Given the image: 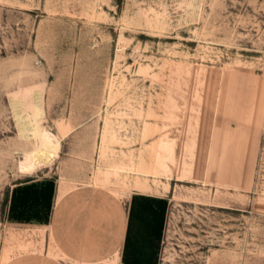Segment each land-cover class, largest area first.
Masks as SVG:
<instances>
[{
  "label": "rangeland",
  "instance_id": "374dc122",
  "mask_svg": "<svg viewBox=\"0 0 264 264\" xmlns=\"http://www.w3.org/2000/svg\"><path fill=\"white\" fill-rule=\"evenodd\" d=\"M45 180L161 196L154 264H264V0H0V264H46Z\"/></svg>",
  "mask_w": 264,
  "mask_h": 264
},
{
  "label": "crops",
  "instance_id": "0c3cea01",
  "mask_svg": "<svg viewBox=\"0 0 264 264\" xmlns=\"http://www.w3.org/2000/svg\"><path fill=\"white\" fill-rule=\"evenodd\" d=\"M54 189L55 184L47 222L31 228L44 229L46 245L41 256L46 264H51L54 257L60 258L64 264H125L121 259L124 241L127 258L144 256L145 247L153 243V238H148L146 223L140 215L141 196H161L132 190L130 195L125 196L129 198L125 208L118 200L90 188L89 191L82 188L67 192L57 188L51 214ZM67 193L76 201H67ZM120 197L123 199L124 196ZM29 243L33 245L32 241ZM91 258L96 262L91 263Z\"/></svg>",
  "mask_w": 264,
  "mask_h": 264
},
{
  "label": "trees",
  "instance_id": "16d2710c",
  "mask_svg": "<svg viewBox=\"0 0 264 264\" xmlns=\"http://www.w3.org/2000/svg\"><path fill=\"white\" fill-rule=\"evenodd\" d=\"M53 187V181L50 180H45L39 184L30 182L14 187L12 190V205L14 207V214L10 215V217L15 220L46 223L51 206ZM141 198L142 202L140 215L146 223L145 229L148 233V238H153L152 244L155 245L156 249L160 238L165 200L149 196H141ZM17 211H21L23 216H19L20 213ZM131 211L132 203L129 209L128 222L131 216ZM148 247H150V245L145 247L147 249L144 252V256L127 258L125 255L124 241L121 257L122 262L125 264H154L153 253L152 255L150 254Z\"/></svg>",
  "mask_w": 264,
  "mask_h": 264
},
{
  "label": "bare ground",
  "instance_id": "6f19581e",
  "mask_svg": "<svg viewBox=\"0 0 264 264\" xmlns=\"http://www.w3.org/2000/svg\"><path fill=\"white\" fill-rule=\"evenodd\" d=\"M40 157H41V160L43 161L44 164H48L54 158V153L53 152H49V151H47V152H40ZM138 171L142 175H145V176H147L148 174H155L153 171H148L145 167H140ZM141 185L142 184L140 182L137 183V186H141ZM167 187L168 186L164 185V189H165L166 192H167V189H168Z\"/></svg>",
  "mask_w": 264,
  "mask_h": 264
}]
</instances>
